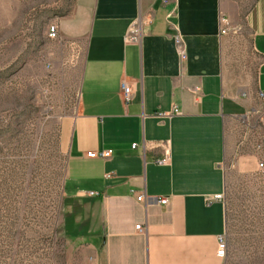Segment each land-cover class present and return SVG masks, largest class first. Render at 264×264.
Returning <instances> with one entry per match:
<instances>
[{"label": "crops", "instance_id": "1", "mask_svg": "<svg viewBox=\"0 0 264 264\" xmlns=\"http://www.w3.org/2000/svg\"><path fill=\"white\" fill-rule=\"evenodd\" d=\"M55 25L54 57L80 74L76 112L60 123L75 264H224L229 171L264 161V0H76ZM245 47L260 60L254 80Z\"/></svg>", "mask_w": 264, "mask_h": 264}, {"label": "rangeland", "instance_id": "2", "mask_svg": "<svg viewBox=\"0 0 264 264\" xmlns=\"http://www.w3.org/2000/svg\"><path fill=\"white\" fill-rule=\"evenodd\" d=\"M76 0H0V264H75L62 231L67 155L80 74L55 58L49 28ZM242 56L254 80L260 63ZM229 171L227 264H264V171Z\"/></svg>", "mask_w": 264, "mask_h": 264}, {"label": "built area", "instance_id": "3", "mask_svg": "<svg viewBox=\"0 0 264 264\" xmlns=\"http://www.w3.org/2000/svg\"><path fill=\"white\" fill-rule=\"evenodd\" d=\"M164 4H168L169 0H163ZM238 31H241V27L237 28ZM222 34H226V30H222ZM49 38L51 40H57L59 38V30H58V26L57 25H52L49 28ZM142 36V25L140 22H137L129 31L128 36L126 37L125 41L128 44H135L138 43L139 39ZM179 51V55L182 59L185 58V49L183 48V46H179L178 48ZM121 91L124 97V102L126 105H129L131 103L132 97H133V89H132V85L127 81V80H122L121 82ZM166 114H162L159 115V117H166ZM137 146L134 145L133 148L135 149ZM256 150L258 152H262L264 150V135L262 136L260 142L257 144L256 146ZM167 156V154H166ZM89 158H103V159H108L110 158V152H101V153H89L88 154ZM168 160V158L166 159ZM164 161H161L160 163H163ZM260 171H264V161H260L259 162V166H258ZM90 196H97L96 193H90ZM224 197L221 196H217L215 198L216 201H223ZM144 200V196H140L138 198L139 202H142ZM162 205H167L168 204V200L167 199H162L159 202ZM137 231H142L141 230V226H138L136 228ZM228 249H229V244H228V236L224 235L221 236L218 240V251H217V256L218 258H220L224 264H227V258H228Z\"/></svg>", "mask_w": 264, "mask_h": 264}]
</instances>
